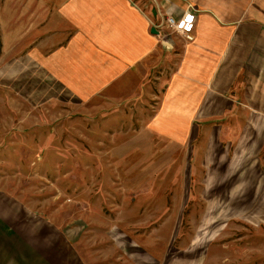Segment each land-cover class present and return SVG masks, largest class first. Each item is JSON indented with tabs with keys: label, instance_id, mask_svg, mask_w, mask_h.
<instances>
[{
	"label": "rangeland",
	"instance_id": "374dc122",
	"mask_svg": "<svg viewBox=\"0 0 264 264\" xmlns=\"http://www.w3.org/2000/svg\"><path fill=\"white\" fill-rule=\"evenodd\" d=\"M88 1L0 0V264H264L256 158L179 134L153 83L174 65L125 53L146 24L183 37L148 0ZM131 71L145 91L118 94Z\"/></svg>",
	"mask_w": 264,
	"mask_h": 264
},
{
	"label": "crops",
	"instance_id": "0c3cea01",
	"mask_svg": "<svg viewBox=\"0 0 264 264\" xmlns=\"http://www.w3.org/2000/svg\"><path fill=\"white\" fill-rule=\"evenodd\" d=\"M52 4L50 13L63 20L90 13L89 1L52 0ZM160 5V9L156 7ZM147 10L151 21L160 22L166 16L167 22L174 17L191 27L193 39L174 28L183 39L164 41L161 46L158 30H148L146 24L145 28L132 30L133 39L125 51L131 56L130 64H140L143 54H153L158 59L150 64L174 65L169 76H158L153 83L161 88L164 107L170 101L168 110L172 108V116L178 115V133L184 138L193 135L196 140L200 131L210 132L211 140L215 137L224 147L235 149L234 157L239 149L244 159L252 154L264 174V0H148ZM123 46L127 50L126 41ZM139 46L145 47L144 52H138ZM125 61L109 77L123 70ZM132 74L117 78L113 85L118 94L132 89L133 84H138L139 92L145 91L146 82L136 84ZM209 158H213L212 153Z\"/></svg>",
	"mask_w": 264,
	"mask_h": 264
},
{
	"label": "built area",
	"instance_id": "2783aa9c",
	"mask_svg": "<svg viewBox=\"0 0 264 264\" xmlns=\"http://www.w3.org/2000/svg\"><path fill=\"white\" fill-rule=\"evenodd\" d=\"M167 23L169 26L185 33L188 39H193V36L191 35V31H190L191 27H190V25H188V23L186 25L183 22H177L174 19V17H169L167 19Z\"/></svg>",
	"mask_w": 264,
	"mask_h": 264
},
{
	"label": "water",
	"instance_id": "95a60500",
	"mask_svg": "<svg viewBox=\"0 0 264 264\" xmlns=\"http://www.w3.org/2000/svg\"><path fill=\"white\" fill-rule=\"evenodd\" d=\"M153 32H157V30L155 28L152 29Z\"/></svg>",
	"mask_w": 264,
	"mask_h": 264
}]
</instances>
